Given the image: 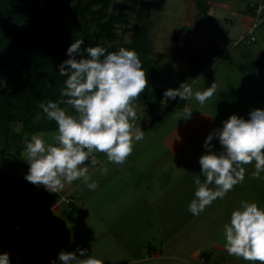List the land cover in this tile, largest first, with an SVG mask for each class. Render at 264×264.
Instances as JSON below:
<instances>
[{
	"label": "crops",
	"instance_id": "obj_1",
	"mask_svg": "<svg viewBox=\"0 0 264 264\" xmlns=\"http://www.w3.org/2000/svg\"><path fill=\"white\" fill-rule=\"evenodd\" d=\"M261 1L264 0L247 1L239 14L234 13L236 26L245 29L250 25L254 20L251 9ZM223 6L230 8L229 4L215 0L210 4V8L217 11ZM223 20L227 24L232 22L227 18ZM227 34L221 30L220 36L215 37L220 40L212 45H216L218 51L211 48L209 52L212 46L197 31L193 40L184 43L198 51L191 60L194 66L203 58L210 62V55L217 58L222 48L220 59L228 57L229 64L238 72L237 79L247 81L244 87L229 85L225 108H217L218 111L224 109L226 118L203 110L194 98L185 101L177 97L165 103L163 97L156 111L133 104L137 113L134 123L145 132L144 139L135 143L123 164L107 163L104 153L95 154L100 162L95 167L91 158L86 162L84 166L89 168L98 185L95 190H89L79 180L66 184L62 191L52 192L53 195L36 208L30 207L21 215L18 223L23 231L13 230L8 221H4L1 234L12 246L11 264H50L61 250L77 248L87 249L88 254L104 264H249L226 252L223 225L230 221L231 212L240 207L241 201L255 202L264 208V173L261 179H253L254 164L245 166L243 184L235 186L224 199L214 201L199 216L188 211L196 189L193 179H204L198 159L207 151L202 146L205 138L238 110L264 109V99L258 98L255 92V87L264 88V26L254 44L239 46L226 54V43L222 41L226 38L230 41ZM209 72L196 71L191 77L182 73L179 79L183 75L181 83L192 82L193 90L199 91L201 88L196 85L200 81L207 83ZM233 78L236 79L234 72L229 79ZM229 79L227 83L231 82ZM213 80L208 82L210 86ZM186 108L193 110L187 119L181 115ZM211 143L214 151H222L217 139ZM23 159L21 157L19 163H25ZM102 165L109 169L107 175L100 174ZM14 176L25 178L24 175ZM24 188L36 193L47 191L44 186H34L28 181ZM36 224L38 229L31 227Z\"/></svg>",
	"mask_w": 264,
	"mask_h": 264
},
{
	"label": "clouds",
	"instance_id": "obj_2",
	"mask_svg": "<svg viewBox=\"0 0 264 264\" xmlns=\"http://www.w3.org/2000/svg\"><path fill=\"white\" fill-rule=\"evenodd\" d=\"M83 39L72 42L66 50L68 58L58 65V74L66 77L60 89L61 99L40 102L46 118L57 124L50 133H34L25 139L24 160L28 163L26 181L44 186L49 192L62 191L65 185L81 181L89 190L97 188L89 168L100 163L96 153H104L107 163L123 164L131 155L135 143L145 132L136 127L137 113L133 106L149 86L147 74L135 50L120 47L109 52L107 46H81ZM217 94L213 82L203 91H193L188 83L164 91V102L193 98L203 106ZM74 110L69 114L60 105ZM191 108L181 114L190 118ZM248 119L236 114L222 122L223 126L210 133L203 142L207 150L198 163L203 181L194 177V198L188 205L193 216H199L217 199H224L235 186L243 184L247 165L254 164L253 179L264 173V109L249 111ZM179 120V119H178ZM46 137H50L51 142ZM217 139L222 151H214L211 143ZM107 175L106 166L99 168ZM226 252L249 264H264V208L255 202L241 201L223 225ZM104 264L87 249L61 250L50 264ZM0 264H11L7 252L0 253Z\"/></svg>",
	"mask_w": 264,
	"mask_h": 264
},
{
	"label": "trees",
	"instance_id": "obj_3",
	"mask_svg": "<svg viewBox=\"0 0 264 264\" xmlns=\"http://www.w3.org/2000/svg\"><path fill=\"white\" fill-rule=\"evenodd\" d=\"M116 1L0 0V221H8L13 226L30 207L36 208L53 195L49 191H25V178L2 175L1 170L11 169L21 161L26 138L37 132L57 130V124L48 120L38 105L42 101L61 99L60 89L66 77L58 74V65L68 58L66 50L72 42L83 39L82 51L85 46L109 44L112 45L109 52L118 51L120 47L135 50L149 86L153 84L156 70L148 57L151 54L148 13L143 7L139 8L131 27V42L125 44L117 27L130 25L128 4L132 0L118 3L119 11L113 8ZM196 5L201 8V14L207 15L202 3ZM260 6L264 7V1L251 9L254 19ZM64 20L71 23L72 29ZM263 26L264 23L260 25ZM255 32V41L240 42L236 46L254 44ZM183 78L182 75L179 81L171 82V86L179 85ZM149 86L136 101L156 111L165 88L154 90ZM60 106L74 113L70 106Z\"/></svg>",
	"mask_w": 264,
	"mask_h": 264
},
{
	"label": "rangeland",
	"instance_id": "obj_4",
	"mask_svg": "<svg viewBox=\"0 0 264 264\" xmlns=\"http://www.w3.org/2000/svg\"><path fill=\"white\" fill-rule=\"evenodd\" d=\"M66 1L69 3L75 2V0ZM122 1L123 0L116 1L117 4L113 6L116 11L120 10V6L118 5V3H121ZM212 1L213 0H132L128 4V12L130 14L131 23L127 28H125L124 26H118L117 33L123 38V42L125 44H129L131 42L132 34L131 27L136 21L139 8L143 7L145 11H147L149 16L148 38L151 42V54H149L148 56L149 62H151L156 70V73L153 74V77L155 76L154 82L153 84H151V86H149V88L155 90L159 87H163L167 90L168 88H170L171 82L175 80L177 81L182 73L191 77L194 76V73H196V71L201 73L203 70H210L209 76L207 77L208 80L206 79L207 83L204 81H200L198 85H196V87L201 88V90L199 91H203L205 88L210 87V83L208 82H211L214 78L213 81L215 84H217V94L212 98L217 102V105H215V102L212 100V103L208 102L203 106L200 105V108H204L203 110L208 109L207 111H212L217 116L226 118V114L225 116L223 115L224 109L218 111L217 108H225L224 106L227 103V91L228 88L230 89L229 85H231L233 88L240 86L244 87L247 86V81L245 83L242 81V78L237 79L238 72L236 73V71H234L233 69V66L229 64L228 57H222L223 59H220L223 52L222 48H220L222 52L220 51V54L219 56H217V58H214L210 55V62L207 63V60L203 58L201 60L202 62L199 61L197 65L194 66L191 60L195 59V56L198 55V51L194 47L190 48L189 46L184 45V43H186L189 39L193 40V34L197 31V33L204 38V41L212 46L210 47L209 52H211V48L212 50L218 51L219 48L216 47V45L213 46L212 44L215 40H218L219 42L220 39H215V37L220 36L221 30H223L224 32L228 33L227 35L230 40L228 41L226 38L224 39V41H222L226 43L227 48L225 49V53L227 54L232 49L238 48L239 46H233V43L237 38L245 34L249 25H247L245 29L236 26L234 17L232 15L234 13L239 14V10L245 8L248 4L247 1L250 0H215L216 2H220L223 4L227 3L230 5V8L223 6V9L219 11L210 8V4ZM196 3H202V7L204 10L206 9L207 15L200 13L201 8H198ZM216 15H218V17L220 18L217 19ZM225 18L232 21L230 22L231 24L225 23V21L223 20ZM64 21L68 27L71 26V23L69 21ZM70 28L72 29V27ZM260 28L262 29L263 27ZM260 28L255 32L256 36H258V33L260 35ZM207 55H209V53ZM232 72L235 73L236 79L233 78L232 80H230L229 78H232ZM227 78L231 82L227 83ZM192 84V82H189V85H191V87ZM261 89L264 88L255 87V92L257 93V97L263 100L264 96L262 98V94L260 92ZM248 93L249 96H252L250 95V91H248ZM248 93L245 92V94H247V98ZM218 102L222 105L219 106ZM133 104L140 105L138 101L134 102ZM252 109L253 108L250 107L247 110H238L237 113L235 112L234 114L242 117L243 114L248 115L249 111ZM66 111L69 114H75L70 111V109H67ZM165 112L167 113V111ZM243 118L245 119L246 117L243 116ZM37 119H39V117H36V120ZM41 132L50 133L55 131ZM46 139H49V142H51L50 137H46ZM24 156L25 151H23L22 153V157ZM28 168V163H24L22 161L20 163H17L11 169H2L1 174L7 176H25L28 172ZM24 190L26 191L25 188ZM3 227L5 228V222L0 221V241L4 245H6L8 241L1 234V230L3 229ZM92 254L95 255L96 253L92 252Z\"/></svg>",
	"mask_w": 264,
	"mask_h": 264
},
{
	"label": "built area",
	"instance_id": "obj_5",
	"mask_svg": "<svg viewBox=\"0 0 264 264\" xmlns=\"http://www.w3.org/2000/svg\"><path fill=\"white\" fill-rule=\"evenodd\" d=\"M264 9L263 6H260L257 10V17L253 20V22L247 27V31L245 32V34L243 36H240L239 38H237L234 43L233 46L238 45L240 42L249 44L250 42L255 41V36H254V32L257 28L260 27V25L262 23H264V13L262 12V10ZM34 229H38L39 225H32L31 226ZM12 229L15 231H23V227L20 225V223H16L12 226ZM28 230V228L26 229ZM3 252H7L10 255V258L12 256V246L11 245H4L1 241H0V253Z\"/></svg>",
	"mask_w": 264,
	"mask_h": 264
},
{
	"label": "water",
	"instance_id": "obj_6",
	"mask_svg": "<svg viewBox=\"0 0 264 264\" xmlns=\"http://www.w3.org/2000/svg\"><path fill=\"white\" fill-rule=\"evenodd\" d=\"M55 10V8H52V11H54Z\"/></svg>",
	"mask_w": 264,
	"mask_h": 264
}]
</instances>
